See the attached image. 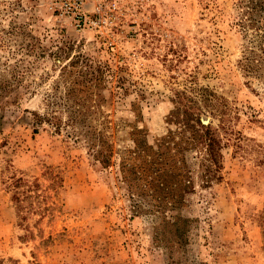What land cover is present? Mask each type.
Returning a JSON list of instances; mask_svg holds the SVG:
<instances>
[{"label": "rangeland", "instance_id": "374dc122", "mask_svg": "<svg viewBox=\"0 0 264 264\" xmlns=\"http://www.w3.org/2000/svg\"><path fill=\"white\" fill-rule=\"evenodd\" d=\"M53 1L0 0V83L19 84L0 108V264H264V83L239 65L250 0H104L103 33L77 30ZM57 45L113 62L101 96L117 156L131 124L151 142L165 134L178 92L209 87L227 100L223 169L185 196L183 232L161 229L117 166L35 122L63 64Z\"/></svg>", "mask_w": 264, "mask_h": 264}, {"label": "trees", "instance_id": "16d2710c", "mask_svg": "<svg viewBox=\"0 0 264 264\" xmlns=\"http://www.w3.org/2000/svg\"><path fill=\"white\" fill-rule=\"evenodd\" d=\"M250 2L249 22L241 26L244 30L251 26L252 32H245L249 45L239 65L246 77L259 78L264 83V0ZM57 47L59 52L55 53L63 64L45 92V111L32 112L35 122L47 123L57 133L65 130L68 137L84 142L103 168L117 166L119 183L128 187L127 194L140 206L144 203L142 209L159 220L161 229L176 227L177 232H183V224L188 222L180 215L187 202L185 196L195 190L196 179L208 186L223 169L222 131L228 129L230 120L227 100L209 87L199 88L193 96L178 92L172 99L165 134L151 142L147 129L131 124L126 136L132 145L117 156L116 127L104 109L106 99L101 96V90L107 88L108 75L118 77L113 62L94 60L81 52L72 54L70 47ZM24 61L21 58L18 64ZM18 85L0 83V108L5 93L14 92ZM203 116H211L208 123L202 121ZM214 119H218L217 124ZM258 220L264 231V208ZM179 240L183 242V238Z\"/></svg>", "mask_w": 264, "mask_h": 264}, {"label": "built area", "instance_id": "2783aa9c", "mask_svg": "<svg viewBox=\"0 0 264 264\" xmlns=\"http://www.w3.org/2000/svg\"><path fill=\"white\" fill-rule=\"evenodd\" d=\"M104 4V0H54L52 8L77 30L96 29L101 33L110 18Z\"/></svg>", "mask_w": 264, "mask_h": 264}, {"label": "water", "instance_id": "95a60500", "mask_svg": "<svg viewBox=\"0 0 264 264\" xmlns=\"http://www.w3.org/2000/svg\"><path fill=\"white\" fill-rule=\"evenodd\" d=\"M204 123H208V119H202Z\"/></svg>", "mask_w": 264, "mask_h": 264}]
</instances>
